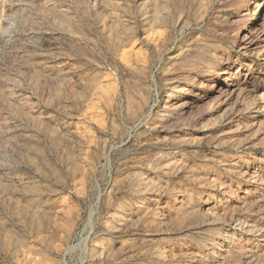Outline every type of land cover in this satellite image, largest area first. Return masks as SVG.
Wrapping results in <instances>:
<instances>
[{
    "label": "rangeland",
    "instance_id": "1",
    "mask_svg": "<svg viewBox=\"0 0 264 264\" xmlns=\"http://www.w3.org/2000/svg\"><path fill=\"white\" fill-rule=\"evenodd\" d=\"M0 264H264V0H0Z\"/></svg>",
    "mask_w": 264,
    "mask_h": 264
}]
</instances>
